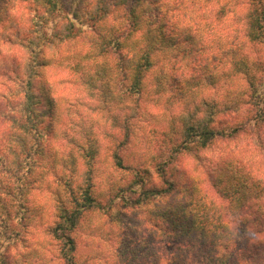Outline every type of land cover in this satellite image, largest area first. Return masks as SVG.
I'll list each match as a JSON object with an SVG mask.
<instances>
[{
	"label": "clouds",
	"instance_id": "clouds-1",
	"mask_svg": "<svg viewBox=\"0 0 264 264\" xmlns=\"http://www.w3.org/2000/svg\"><path fill=\"white\" fill-rule=\"evenodd\" d=\"M0 264H264V0H0Z\"/></svg>",
	"mask_w": 264,
	"mask_h": 264
}]
</instances>
